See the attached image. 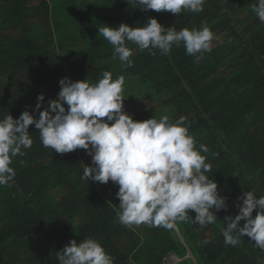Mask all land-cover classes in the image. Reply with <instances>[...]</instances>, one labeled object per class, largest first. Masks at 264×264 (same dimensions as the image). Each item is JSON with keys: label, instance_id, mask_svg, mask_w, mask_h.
Masks as SVG:
<instances>
[{"label": "trees", "instance_id": "16d2710c", "mask_svg": "<svg viewBox=\"0 0 264 264\" xmlns=\"http://www.w3.org/2000/svg\"><path fill=\"white\" fill-rule=\"evenodd\" d=\"M254 3L206 0L202 12L176 15L143 11L127 0H0V118L24 110L38 118L57 98L61 78L94 83L104 71L113 79L123 75V91L132 96L123 106L142 98V85L158 115L187 118L197 148H208L201 153L211 165L207 175L227 204L208 225L188 219L170 230L126 227L117 217L118 185L81 178L91 156L45 148L30 125L33 144L13 158V181L0 186V264H59L58 251L89 236L113 264H167L171 255L179 261L170 264H264V250L247 236L231 246L222 233L225 217L239 212L238 197L249 190L264 195V23L251 10ZM149 17L176 30L207 24L216 37L211 51L197 61L182 44L152 55L128 43L134 66H123L99 27L142 26ZM188 216L194 219V211Z\"/></svg>", "mask_w": 264, "mask_h": 264}, {"label": "clouds", "instance_id": "9594fccd", "mask_svg": "<svg viewBox=\"0 0 264 264\" xmlns=\"http://www.w3.org/2000/svg\"><path fill=\"white\" fill-rule=\"evenodd\" d=\"M127 2L143 11L179 15L185 11L202 12L206 0ZM251 10L264 23V0H256ZM98 30L112 45L114 57L125 67L134 66L128 43L152 55L157 49L162 55H168L173 45L182 44L186 54L198 61L205 52L211 51L216 39L207 24L176 30L174 26L165 27L155 17H149L142 26L105 24ZM124 82L123 75L113 79L109 71H104L94 83L64 77L59 81L57 98L49 100L38 118L28 110L18 118L9 113L0 118V186L13 181L16 175L11 166L13 158L23 156L22 149L32 146L29 126L35 125L45 148L60 155L83 149L91 156L92 163L84 164L82 179L118 185L117 217L122 225L144 224L170 230L177 221L188 219L202 226L214 223L215 211L226 208L227 204L215 180L207 175L211 165L201 154L208 152L207 146L200 144L197 148L186 117L173 121L162 115L134 120L123 110ZM37 101L39 110L44 101L42 93ZM238 200L242 201L237 205L238 214L234 218L225 217L222 229L225 244L236 246L240 237L247 236L264 250V195L258 197L254 190H249ZM191 211L195 213L194 219L188 216ZM57 257L59 264H113L111 255L91 236L79 242L71 240L57 252Z\"/></svg>", "mask_w": 264, "mask_h": 264}, {"label": "rangeland", "instance_id": "374dc122", "mask_svg": "<svg viewBox=\"0 0 264 264\" xmlns=\"http://www.w3.org/2000/svg\"><path fill=\"white\" fill-rule=\"evenodd\" d=\"M1 83V81H0ZM140 91L137 92V95L139 97H142L139 101H129L128 104H126L125 106H123V110L128 113V114H138L134 120H145L148 118H151L153 116H155L156 118H159L162 115H166L163 114L164 112L161 111L160 115H158L156 113V111H154V107L156 106V103L154 102V100H152L151 98H148V96H145L148 94V90L145 86H139ZM123 95L126 97L124 100H131L132 96L131 95H127L126 91H123ZM146 113V116H145ZM148 115V116H147ZM218 230H216L210 237H213V235L215 233H217ZM179 261V259L175 256L172 255L170 257V260L167 261V264L170 263H177Z\"/></svg>", "mask_w": 264, "mask_h": 264}]
</instances>
